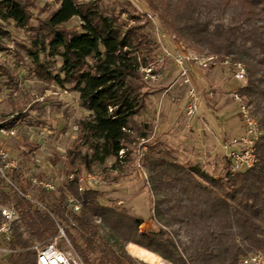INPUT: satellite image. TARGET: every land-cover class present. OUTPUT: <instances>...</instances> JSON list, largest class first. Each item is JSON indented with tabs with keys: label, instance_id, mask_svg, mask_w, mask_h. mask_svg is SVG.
<instances>
[{
	"label": "trees",
	"instance_id": "trees-1",
	"mask_svg": "<svg viewBox=\"0 0 264 264\" xmlns=\"http://www.w3.org/2000/svg\"><path fill=\"white\" fill-rule=\"evenodd\" d=\"M27 0H0V38L9 37L4 24L32 31L29 45L20 47L30 59L31 72L39 80L59 87L69 86L79 93L80 106L88 114L77 123V141L67 149L69 163H78L90 171L92 164L117 158L118 151L132 141L135 117L146 110L147 91L139 68L147 65L138 50L143 47L142 26L124 29L113 12L96 1L60 0L49 15L29 26L31 12ZM148 9L177 36L209 53L230 57L244 64L247 84L239 94L261 112L263 133L256 142L257 161L249 169L214 178L197 166H183L145 155L150 170L154 217L159 230L138 231L142 220L123 210L99 201L92 186L78 188V177L68 180L62 198L68 194L79 204L78 212L59 203L44 211L28 210L41 227L40 234L55 236L61 223L72 225L83 239L80 247L68 230L76 251L84 256L96 249L95 239L101 223L165 258L177 257L184 264H240L250 250L264 249V0H144ZM80 20V29L68 28L72 18ZM0 39V52L5 50ZM41 55L49 60H42ZM60 60L55 71L50 67ZM0 71L10 68L0 64ZM17 117L12 116L0 127L10 129ZM145 137V136H140ZM230 170V168H229ZM72 175V174H69ZM196 176L208 184L201 185ZM100 217L101 222L96 218ZM21 218L26 226H34ZM176 224L196 231L191 237L194 247L181 242ZM26 247L25 240L18 241ZM181 245V250L178 246ZM107 260L122 263L133 258L124 250L117 254L107 243L100 248ZM185 253L186 260L181 257ZM18 257L19 264H34L33 250ZM110 253V256L107 254Z\"/></svg>",
	"mask_w": 264,
	"mask_h": 264
},
{
	"label": "rangeland",
	"instance_id": "rangeland-1",
	"mask_svg": "<svg viewBox=\"0 0 264 264\" xmlns=\"http://www.w3.org/2000/svg\"><path fill=\"white\" fill-rule=\"evenodd\" d=\"M95 1L113 12L124 29L142 26L139 32L145 36L142 40L144 48L138 50V54L145 58L147 65L140 67L139 72L146 84L141 91L149 93L145 101L147 108L135 117L132 141L126 144L128 154L117 171L112 169L113 158L92 164L90 171L79 164L78 159L69 163L67 149L77 141L78 120L88 112L80 106L77 91L69 86L63 88L52 82L39 81L33 75L30 59L20 47L29 45L32 31L4 24L11 35L0 38L6 48L0 52V64L10 68L12 80L9 73L0 71V123L12 116L17 119L8 134L0 135V147L8 153V165L2 166L0 172V264H19L18 257L28 252L34 254L33 246L50 241L56 242L80 264H118L104 257L100 251L104 243L117 254L122 255L124 250L133 258L132 262L124 258L119 264H184L175 256L165 258L137 243L126 242L124 235L111 230L106 223H101L98 229L96 249L85 254L86 262L71 241L72 236L80 247L85 245L72 225L61 223L55 236L40 234L34 227H41V224L30 212L44 211L59 203L78 212L79 204L75 198L68 194L63 199L61 190L69 176H77L82 187L92 186L98 190L102 204L141 219L139 232L159 230L162 226L154 217L155 196L145 155L183 166H197L214 178L223 177L230 171L220 145L243 131L242 114L233 94H239V89L247 84V73L245 81L235 79L234 69L222 64L221 56L209 53L205 48H196L177 36L156 15L153 21L146 20L137 12L136 3L130 0ZM138 1L139 7L149 10L143 0ZM27 2L31 12L29 26L33 27L59 4L58 0L56 3ZM66 27L80 29L79 18H72ZM211 55L216 60L214 64L209 63L207 67L198 64ZM179 56H183L182 63L178 61ZM185 56L195 58L197 62ZM41 59L49 60L43 55ZM59 64L60 60L56 58L50 67L55 71ZM190 91L196 95L197 102V112L193 116L187 109L192 101ZM241 98L260 126L262 113L254 110L255 105L249 104L247 97ZM262 133L263 129H260V136ZM140 136H145L144 140ZM88 173L98 182L88 183L83 179ZM195 178L201 185L208 184L199 176ZM21 213L34 224L32 228L25 225ZM96 220L101 222L100 217ZM175 228L181 242L190 248L195 246L191 242L195 229L184 224H176ZM61 229L65 236L61 235ZM20 240H25L27 246L20 247ZM181 248L179 245L178 250ZM248 252H264V249ZM180 253L186 260L187 255Z\"/></svg>",
	"mask_w": 264,
	"mask_h": 264
},
{
	"label": "built area",
	"instance_id": "built-area-1",
	"mask_svg": "<svg viewBox=\"0 0 264 264\" xmlns=\"http://www.w3.org/2000/svg\"><path fill=\"white\" fill-rule=\"evenodd\" d=\"M45 3H52L56 0H43ZM95 1V0H89ZM133 2L138 8L137 12L141 14L143 18L149 21H153L154 14L150 10H146L145 8H141L138 6V0H130ZM60 2V0H58ZM57 2V3H58ZM144 2V0H143ZM179 63H182L183 56H179ZM189 58V56H185ZM190 60L194 62L196 59L190 57ZM222 64L230 65L232 69H234V77L237 80L245 81L246 80V69L242 62L232 60L230 57H223L221 60ZM216 62L214 56H208L203 61H198V64L203 67H207L209 63L214 64ZM190 95L192 97L191 103L187 106L188 114L194 115L197 112V102L196 95L193 91H190ZM233 97L239 103L240 113L242 114L243 121V131L241 134L235 137L227 138L221 144V148L223 150V156L226 159L230 171L237 172L245 169L251 168L257 161L255 146L256 142L260 137V128L256 122V120L249 113V110L246 104L243 102L241 96L237 93L233 94ZM9 133V129L5 127H0V135H6ZM12 133V131H11ZM140 139L144 140V137ZM134 142V141H133ZM128 149L126 147H122L118 151L117 158L114 159V169L117 171V167L125 161V157L128 154ZM8 165V153L5 148L0 147V172L2 171V166ZM73 176H69V180H73ZM88 183H97L98 180L91 174H86L83 178ZM82 180V178H80ZM78 188L81 190L83 187L81 184H78ZM69 199H71L69 197ZM61 235H64L63 230L61 229ZM33 249L36 252V258L34 264H80L75 261L68 252L61 250L56 242L50 241L43 243L42 245L33 246ZM240 264H264V252H251L247 255L243 256Z\"/></svg>",
	"mask_w": 264,
	"mask_h": 264
},
{
	"label": "crops",
	"instance_id": "crops-1",
	"mask_svg": "<svg viewBox=\"0 0 264 264\" xmlns=\"http://www.w3.org/2000/svg\"><path fill=\"white\" fill-rule=\"evenodd\" d=\"M220 147H221V145H220ZM222 149V148H221Z\"/></svg>",
	"mask_w": 264,
	"mask_h": 264
}]
</instances>
